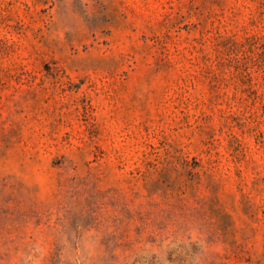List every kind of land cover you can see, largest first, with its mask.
Wrapping results in <instances>:
<instances>
[{"label": "rangeland", "instance_id": "1", "mask_svg": "<svg viewBox=\"0 0 264 264\" xmlns=\"http://www.w3.org/2000/svg\"><path fill=\"white\" fill-rule=\"evenodd\" d=\"M0 264H264V0H0Z\"/></svg>", "mask_w": 264, "mask_h": 264}]
</instances>
